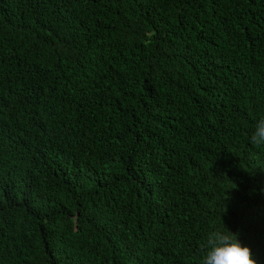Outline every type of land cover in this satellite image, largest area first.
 Wrapping results in <instances>:
<instances>
[{
    "label": "trees",
    "instance_id": "16d2710c",
    "mask_svg": "<svg viewBox=\"0 0 264 264\" xmlns=\"http://www.w3.org/2000/svg\"><path fill=\"white\" fill-rule=\"evenodd\" d=\"M264 0H0V264H264Z\"/></svg>",
    "mask_w": 264,
    "mask_h": 264
},
{
    "label": "clouds",
    "instance_id": "9594fccd",
    "mask_svg": "<svg viewBox=\"0 0 264 264\" xmlns=\"http://www.w3.org/2000/svg\"><path fill=\"white\" fill-rule=\"evenodd\" d=\"M249 142L264 147V117L254 125ZM201 264H257L249 247L242 246L236 234L223 224L207 232L199 248Z\"/></svg>",
    "mask_w": 264,
    "mask_h": 264
}]
</instances>
